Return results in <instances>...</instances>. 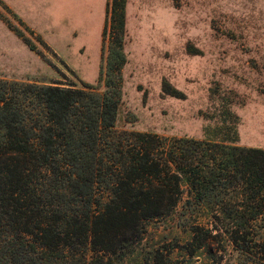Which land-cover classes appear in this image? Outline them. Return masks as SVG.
Segmentation results:
<instances>
[{"label":"trees","instance_id":"trees-1","mask_svg":"<svg viewBox=\"0 0 264 264\" xmlns=\"http://www.w3.org/2000/svg\"><path fill=\"white\" fill-rule=\"evenodd\" d=\"M126 1L112 0L101 94L0 78V264L81 251L113 264L186 189L188 204L207 205L234 247L264 264L263 148L117 128Z\"/></svg>","mask_w":264,"mask_h":264},{"label":"rangeland","instance_id":"rangeland-1","mask_svg":"<svg viewBox=\"0 0 264 264\" xmlns=\"http://www.w3.org/2000/svg\"><path fill=\"white\" fill-rule=\"evenodd\" d=\"M39 3L48 13L50 2ZM111 4L97 52L83 39L46 36L16 0H0V78L101 94ZM125 14L119 130L264 149V0H127ZM190 198L186 189L173 213L146 220L141 239L110 257L113 264H263L237 250L211 209ZM39 256L41 264H89L83 251L58 261Z\"/></svg>","mask_w":264,"mask_h":264},{"label":"crops","instance_id":"crops-1","mask_svg":"<svg viewBox=\"0 0 264 264\" xmlns=\"http://www.w3.org/2000/svg\"><path fill=\"white\" fill-rule=\"evenodd\" d=\"M19 11L46 36L83 39L88 48L98 52L99 33L103 27L106 2L109 0H16ZM39 2H50L45 8ZM59 2V3H58ZM63 2V3H61ZM66 2H72L67 10ZM57 3V5H56ZM66 32V33H64Z\"/></svg>","mask_w":264,"mask_h":264}]
</instances>
